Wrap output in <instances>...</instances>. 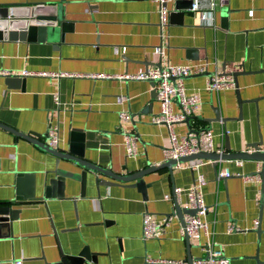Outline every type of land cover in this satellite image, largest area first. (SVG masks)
Wrapping results in <instances>:
<instances>
[{"label": "crops", "instance_id": "0c3cea01", "mask_svg": "<svg viewBox=\"0 0 264 264\" xmlns=\"http://www.w3.org/2000/svg\"><path fill=\"white\" fill-rule=\"evenodd\" d=\"M0 3L51 6L61 0ZM172 4L168 1L169 10ZM62 5L71 27L59 46L38 38L0 35V123L25 134L34 132L45 143L49 124L58 123L60 150L83 147L87 161L117 174L158 166L166 161L163 150L169 136L164 124L150 121L159 111L153 86L147 80L117 76L142 72L159 61L163 66L205 60L209 73L249 72L237 76L244 100L241 110L235 89L208 92L204 90L208 76L185 78L187 94L198 93L201 105L189 126L173 125L176 136L210 127L216 152H253L247 145L259 140L264 150V0H227L229 11L217 10L213 26H202L197 13L186 12L182 23L174 18L161 27L156 0H63ZM25 71L48 75H25L24 92L6 90L2 72ZM173 109L180 110L176 103ZM122 110L133 119L121 120ZM215 110L227 121H205L215 118ZM126 135L136 139L134 157L126 156ZM226 140L229 151H225ZM56 167L77 175L83 169L65 160L58 162L55 155L0 127V204L13 201L16 194L28 197L32 185L34 192V198L10 204L17 218L0 228V264L18 259L22 264H58L85 246L91 256L81 264H159L147 259L204 255L203 233L189 234L187 247L177 216L161 237H142L143 213L171 214L173 189L192 185L194 172L188 162L176 164L171 171L161 168L145 174V198L134 187L136 181L118 182L99 174L113 184L97 187L91 172L83 195L77 179L65 181L63 195H58V187L48 188L46 195L45 186ZM258 168L257 160H225L214 167L207 159L199 168L206 180L205 220L231 264H256L254 256L264 262V183L249 178ZM224 169L230 175L221 178L217 173ZM17 174L31 179L19 181ZM178 203L189 207L184 192ZM230 225L236 229L228 232Z\"/></svg>", "mask_w": 264, "mask_h": 264}, {"label": "built area", "instance_id": "2783aa9c", "mask_svg": "<svg viewBox=\"0 0 264 264\" xmlns=\"http://www.w3.org/2000/svg\"><path fill=\"white\" fill-rule=\"evenodd\" d=\"M168 0H156L158 4V19L161 27H166L169 22V8L165 6ZM226 0H215L212 2L209 9L196 12L199 17V23L202 26H213L214 16L219 9L221 3ZM192 9L195 11L196 6ZM156 52L161 53V48L157 47ZM208 62L205 60L197 61L188 64H165L161 68L152 67L136 74L120 75L117 77H125L132 80H154V88L156 90V98L159 103V111L153 114L150 118L153 124H164L168 130L169 145L164 148L163 153L165 159L178 160L180 157L196 154L199 152H214L213 133L210 129H203L197 135L187 133L177 137L173 125L184 122L188 116L195 114L201 105V97L198 93L187 94L184 86V77L190 75L204 74L208 71ZM6 73V72H2ZM23 75H48L45 72H23ZM112 77V76H106ZM174 78V82L170 79ZM224 89H235V79L232 73L214 72L207 77L204 90L208 92H217ZM55 101L59 105V99L55 96ZM176 103L180 110L174 111L173 104ZM121 120L127 121L131 119V114L127 110H122L118 113ZM47 144L53 148L59 149L60 144V128L59 124H49ZM124 146L127 157L137 155L136 139L133 136L126 135ZM216 152V151H215ZM241 162V160H239ZM202 160L188 162V167L194 172V180L188 188H175L174 194L179 201L182 192L185 193L188 206L196 210L194 215L185 214L184 223L179 225V234L181 237L195 232H202L205 241L200 245L203 256L196 259L192 264H231L221 248V246L213 239L212 231L209 227V222L205 220L207 207L203 201V186L206 180L199 168ZM178 164V163H177ZM260 169L253 176L257 182H260ZM219 176H229L228 169H224L218 173ZM170 198L169 194L164 196ZM176 217L174 213L165 215H157L149 212H144L142 215V237L146 239H155L161 237L166 228L171 224ZM235 226L230 225L227 228L228 232L235 230ZM150 263L159 264H190L187 260L174 259H147ZM23 260H15L13 264H22Z\"/></svg>", "mask_w": 264, "mask_h": 264}, {"label": "water", "instance_id": "95a60500", "mask_svg": "<svg viewBox=\"0 0 264 264\" xmlns=\"http://www.w3.org/2000/svg\"><path fill=\"white\" fill-rule=\"evenodd\" d=\"M170 1V0H168ZM168 1L165 3V6L168 7ZM215 0H173L172 9L169 10V23L172 21V19L176 18L178 23L183 22V17L186 12L190 13H196L200 12L201 10L209 9L212 2ZM63 0H61V3L53 4L51 6H27V5H21V4H11V3H0V35L2 38H8V39H16L17 37L24 38V36L28 40H34L38 38L41 40H47L51 41L54 44H59L63 41V34L71 27V24H69L65 20V15L63 11ZM221 5L219 7V11L226 14L229 9H227L226 4L227 0L225 2H220ZM195 4L196 10L194 11L192 9L193 5ZM169 8V7H168ZM226 16V15H225ZM223 16V17H225ZM157 67L161 68L162 64L161 61L158 62ZM225 73V72H224ZM249 73L247 71H241V72H234L232 73L234 79H235V92L237 94L238 99V105L241 110L242 103L244 100L241 99L240 94L238 92V84H237V76L239 74ZM211 76L212 73L206 72L204 74H198V75H190L186 76L184 78H188L191 76ZM4 78V84L6 86V90H19L20 92L25 91V81L26 76L23 74H11V73H3L2 74ZM172 82H174V78L170 79ZM150 82V84L153 86V93L152 96L156 97V90L154 88L155 82L154 80H147ZM256 102L255 100H253ZM195 117L193 114L192 116H188L184 123H186L188 126L190 125V120ZM239 117H241V111L239 114ZM133 117L131 116V120ZM207 122L212 121H221L226 122V118H221L217 110H215V118L211 120H205ZM0 127L10 130L11 132L15 133L16 135L26 138L33 142L34 144L38 145L40 148L46 150L47 152L55 155L58 159V162L60 160H65L70 163H73L81 168V172L77 175L76 173L67 170L61 167H56L53 170V178L49 179V186H45L46 195H48V188L52 187H58L60 189L59 196L63 195L62 189L63 185H65V181L68 180H79L81 184V190L80 193L84 194V188L88 177V172L93 173L94 180L96 186L100 185H111L113 182L103 180L98 177V175H103L106 178H109L114 181L118 182H130V181H136L134 182V187H136L143 195V197H146V187L148 184L145 183L143 180V176L149 172L156 171L161 168H168L169 171H171L172 167L176 166L177 163H183V162H194L197 161L198 163L200 160L207 159L213 162L214 167L218 165L220 161L225 160H257L261 162V170L259 171L262 186L264 183V150L260 148L261 142L248 144L247 147H251L254 149L253 152H248L247 150L244 151H236V152H199L196 154L180 157L178 160L175 159H168L162 164H159L158 166L149 165L146 168L140 169L138 171L129 173V174H117L112 172L108 168H102L101 166H98L97 164H94L90 161H87L84 158V152L83 147H72L67 151L60 150L58 148H53L49 146L47 143L42 142L38 140L39 135L34 132H29L28 134H25L23 132L14 130L2 123H0ZM207 129H210L208 127ZM201 130H190L189 133L197 135ZM47 139H48V135ZM137 136V134H136ZM225 151H229V146L227 144L225 145ZM218 174V173H217ZM221 178H226L228 176H219ZM28 179L30 180L29 175H22L17 174V180L21 179ZM173 189V200H174V210L172 213H174L178 219L180 220L181 224L184 223V216L185 214L194 215L196 210L190 207H182L174 194ZM27 198H34V192H33V185L31 186V193L28 197H20L18 194L14 196V200L2 203L0 204V228L3 225L10 226L11 222L17 218L16 213L17 210L13 209L10 204L17 203L19 200L27 199ZM261 218V217H260ZM262 232L260 228V224L257 228V233L260 234ZM185 241L187 244V247H189V238L188 235H185ZM91 253L89 252L88 247H83L82 250L78 253L76 256L72 255H65L63 259L58 264H81L84 260H89ZM256 260V264H264V262L260 261L257 256H254ZM199 259V258H197ZM196 260V258H192L189 254L187 256V261L192 264V262Z\"/></svg>", "mask_w": 264, "mask_h": 264}]
</instances>
